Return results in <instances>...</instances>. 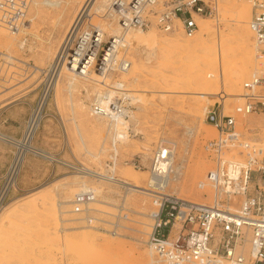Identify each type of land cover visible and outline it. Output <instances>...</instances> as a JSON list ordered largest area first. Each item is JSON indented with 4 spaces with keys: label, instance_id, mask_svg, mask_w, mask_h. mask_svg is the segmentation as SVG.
<instances>
[{
    "label": "rangeland",
    "instance_id": "obj_1",
    "mask_svg": "<svg viewBox=\"0 0 264 264\" xmlns=\"http://www.w3.org/2000/svg\"><path fill=\"white\" fill-rule=\"evenodd\" d=\"M45 1L58 3L57 9L55 5L56 10L47 7ZM83 1L33 0L28 23L19 34L0 30L5 34L0 41V134L4 138L25 140L58 47ZM158 1L160 6H166V0ZM101 4L102 0H98L96 6ZM62 5L67 8L62 9ZM250 14L249 0H219L214 18L197 19L199 29L194 37L187 38L175 30V34L181 33L177 34L180 46L163 43L173 37V32L162 33L152 23L140 32L129 31L128 37H136L133 52L123 53L122 58L135 62L130 76L137 81L128 84L126 78L122 79L128 75L119 73L112 79L125 83L140 102H121L129 127L125 142L116 143L118 153L111 149L110 125L91 110L95 94L112 85L95 82L94 87L90 82H81L80 88L72 91L66 87L63 75L57 90L50 93L39 127L30 140L35 150L56 161L23 149L19 152L15 145L0 140V264H146L145 256L152 253L147 247L153 226L152 198L81 179L71 165L105 173L116 160L115 176L130 173L146 187L152 153L159 143L167 142L175 149V165L181 172L180 181L171 182L167 193L212 205L213 186L206 179L212 164L204 146L218 136L207 121V111L223 104L225 114H232L233 108L244 102L245 84L254 75L264 76V64L256 59L249 30ZM59 15L63 17L59 19ZM91 15L95 20L97 15L104 17L96 11ZM106 15L105 23L113 22L109 16L116 17ZM148 20L153 22L152 17ZM60 23L63 26L57 25ZM88 24L85 17L79 30H86ZM179 25L175 22V26ZM205 26L209 31L203 30ZM191 39L196 40V46L183 49ZM130 68L131 65L128 72ZM251 128L257 130L249 132ZM237 131L264 148V116L237 117ZM56 152L61 153L56 156ZM18 155L23 156L22 163L16 173L14 170L10 174ZM138 165L140 170L135 167ZM202 172L205 190L199 191L192 182ZM84 194L91 198L89 204L81 214L73 213L77 196ZM167 213L169 210L164 220ZM106 247L115 255L110 262L103 257L102 249ZM153 255L159 264V258Z\"/></svg>",
    "mask_w": 264,
    "mask_h": 264
},
{
    "label": "built area",
    "instance_id": "obj_2",
    "mask_svg": "<svg viewBox=\"0 0 264 264\" xmlns=\"http://www.w3.org/2000/svg\"><path fill=\"white\" fill-rule=\"evenodd\" d=\"M32 2L0 0V29L19 34L28 23ZM249 2V30L256 59L262 65L264 0ZM165 3L166 6H160L158 0H131L132 15L125 18L124 24L143 30L152 23L162 33L178 30L192 38L199 29L197 19H212L219 9V0H166ZM175 22L180 25L175 26ZM259 88L264 89V76L254 75L245 84L244 102L234 107L232 114H225L223 104L207 111V121L218 136L204 146L212 164L206 174L213 186L212 205L168 194L167 184L163 188L162 183L171 174V145L161 142L153 151L148 174L152 179L149 193L154 211L150 214L153 226L147 247L159 257V264H264V148L237 131V117L264 116V91L258 92ZM91 110L95 116L103 114L96 103ZM255 130L251 128L249 132ZM135 167L140 170L139 165ZM88 204L86 196H77L73 213L81 214ZM166 210L169 213L164 220ZM163 229L167 230L166 234L161 233Z\"/></svg>",
    "mask_w": 264,
    "mask_h": 264
},
{
    "label": "bare ground",
    "instance_id": "obj_3",
    "mask_svg": "<svg viewBox=\"0 0 264 264\" xmlns=\"http://www.w3.org/2000/svg\"><path fill=\"white\" fill-rule=\"evenodd\" d=\"M97 1L98 0H84L82 2L81 7L78 4L79 9L77 8L78 9L76 12L77 14H75L74 17L71 19V21H69V25H68L69 27H67L68 33L66 35V38L62 42V45L58 47V52H56L57 53L56 56L54 55L55 59L53 62V66L50 70V73L46 79L44 94L41 98L38 109L33 112L31 119L28 123L25 140L23 142H13V141H10L4 138L0 134L1 141L8 142V143L15 145L16 147H18L19 152H21V150L23 149V152L25 153L27 152L36 153L40 155L42 158L47 159L51 162L56 161L50 155L44 152L35 150L31 146L30 140L32 136L34 135L35 131L37 130V128L39 127V124L42 119V111H43L44 105L46 104L49 98L50 93L53 90L54 91L57 90V86L63 75H65V78H66V87H68L70 90L75 89L77 87L80 88L81 82H88V83L90 82L91 86H94V87L97 86V84L95 85V82L99 84L109 83L110 86L112 85L111 88L106 87L103 92L98 91L96 94L94 93L95 94L94 101L96 104H98L101 107V111L103 112V114H101L102 116L100 117L104 119L110 125V128L112 130L111 137L113 139V143H112L111 149H113L115 153H118L119 149L116 148V143L125 142V140L127 139V134L125 133V130L129 127V121L125 120V118L127 117V112L123 110L122 106H119L121 104L120 102L123 101L124 103V101L126 100H130L131 102H140V101H138V97L135 94L131 93L129 90L126 89L125 83L113 82L112 78H114L113 76H115L118 73L124 74V75H128L127 77H124V76L122 77V79L126 78L124 80L126 83L128 84L129 82L133 84L136 83L137 79L132 75L130 76L131 69L133 68V66L136 65L135 62L131 60H124L122 56H123V53L126 54L127 52V54L130 55L133 52V43L136 37L135 35L128 37L130 33L129 31L136 30L140 32L142 29H140L139 27L133 24H130V25L124 24L125 18H130L132 15V12L130 11V8H129L131 0L127 1L126 3L123 2L124 0H102V4L100 6H96ZM111 1L113 2L109 7V2ZM119 1H121V4H118ZM43 4L47 5V7L48 6L53 7V5L56 6L58 3L52 4V3L45 1ZM64 7L62 9H64ZM54 8L55 7H53V9ZM66 8L67 7H65V9ZM56 9H57V6H56ZM58 10H57V13H58ZM93 11H96L97 13H100V14L103 13L104 17L102 18L99 15H97L99 18L98 20H95L93 18V15H91V12ZM70 12H68L67 15ZM40 13H41V10H40ZM57 13L55 14L57 15ZM106 14H116V17L109 16L110 19L113 20V22L111 21L112 23H105L106 21H103L105 16H107ZM62 17L63 16H61L59 19H61ZM85 17H86V22L89 23L88 28L86 30H79V24L81 23L83 19H85ZM134 21L135 19L133 20V22ZM57 25L63 26L61 25V23ZM208 29L209 28H207V26L203 27V30L205 31H209ZM177 34L180 35L181 33L175 34V32H173V37L167 38L165 42L163 43L178 44L180 46L181 44L179 43H181V40L177 38ZM3 35L5 34H3V32L0 31V41L4 40ZM128 41H131L130 45L128 44ZM196 43L197 42L195 39H191L190 41L186 42V45L183 47V49L189 50L190 48H193L192 46H196L195 45ZM105 45H107L106 46L107 49L104 48ZM102 52L104 53L101 55ZM129 65H131V68H130V71L128 72ZM94 76H95V79H93ZM111 80L113 83L110 82ZM174 155H175V149L171 148V159H172L171 174L163 180V183H162L163 188L166 186V184L168 187L171 182L180 181L181 172H180L179 167L175 165ZM22 159H23V156L18 155L16 161L11 166L10 174L11 172L13 173L14 170H15V173L17 172L20 164L22 163L21 162ZM115 162L116 160H114L113 167L109 171H107L108 173L107 172L98 173V172L92 171L87 168L72 167V165L69 167L76 170L77 172L76 175L79 176V178L89 179V180L92 179L97 185H102V184L107 183L109 185H115L120 188H123L127 192H135V193H139V194H143V195L151 197L150 196L151 194L149 193L150 192L149 187H150V183L152 179L150 177L148 178L146 187H144L141 184V182L137 180V178L134 179L133 177L129 176L130 173L128 174L121 173L115 176L114 174L116 170ZM146 175L148 174L146 173ZM146 175L145 177H147ZM115 177L117 179H115ZM203 178H205V172H202L201 174L200 173L196 174L192 182L193 185H196L199 191L205 190L204 185H203ZM83 196H86V195L84 194ZM86 197L88 201L91 200V198H88V196ZM151 233H152V229L149 235ZM102 253H103L104 258L107 257L106 259L109 260L108 262L112 260L111 258L115 257L112 250L107 247L106 249L105 248L102 249ZM142 256L143 255H141V257ZM145 258H146L145 260L147 261L146 264H156L157 263V260H155V257L152 253H149L148 255H146ZM159 261L160 259L158 260V263ZM110 264H113V262L112 263L110 262Z\"/></svg>",
    "mask_w": 264,
    "mask_h": 264
},
{
    "label": "crops",
    "instance_id": "obj_4",
    "mask_svg": "<svg viewBox=\"0 0 264 264\" xmlns=\"http://www.w3.org/2000/svg\"><path fill=\"white\" fill-rule=\"evenodd\" d=\"M1 115H3V114H1ZM49 116L51 115V114H48ZM60 153L61 152H56V156H58V155H60ZM8 170V169H7ZM54 171V170H53ZM1 186H2V180H1V178H0V188H1Z\"/></svg>",
    "mask_w": 264,
    "mask_h": 264
}]
</instances>
